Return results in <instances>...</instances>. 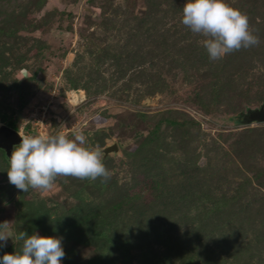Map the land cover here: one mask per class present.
Here are the masks:
<instances>
[{
	"label": "rangeland",
	"instance_id": "obj_1",
	"mask_svg": "<svg viewBox=\"0 0 264 264\" xmlns=\"http://www.w3.org/2000/svg\"><path fill=\"white\" fill-rule=\"evenodd\" d=\"M187 2L0 0V125L118 149L107 182L46 193L11 185L0 151L14 236L62 238L61 264H264V0H225L260 43L214 62Z\"/></svg>",
	"mask_w": 264,
	"mask_h": 264
},
{
	"label": "clouds",
	"instance_id": "obj_2",
	"mask_svg": "<svg viewBox=\"0 0 264 264\" xmlns=\"http://www.w3.org/2000/svg\"><path fill=\"white\" fill-rule=\"evenodd\" d=\"M181 23L193 34L204 38L210 61H219L241 49L258 46L260 39L250 30L249 18L225 0H188L182 10ZM82 132L72 138L64 134L26 135L8 160V181L24 193L53 190L58 177L107 182L111 173L103 163L99 147H87ZM9 222L0 223V248L11 239L22 241L21 250L0 257V264H61L65 258L62 238L18 235L9 229Z\"/></svg>",
	"mask_w": 264,
	"mask_h": 264
},
{
	"label": "water",
	"instance_id": "obj_3",
	"mask_svg": "<svg viewBox=\"0 0 264 264\" xmlns=\"http://www.w3.org/2000/svg\"><path fill=\"white\" fill-rule=\"evenodd\" d=\"M250 120L252 121H264V107L261 109L252 112L250 114ZM21 143V135L17 130H14L6 125H0V150H3L7 160L10 159L13 148ZM117 146L111 145L105 147L102 151L104 157L110 153L117 152Z\"/></svg>",
	"mask_w": 264,
	"mask_h": 264
},
{
	"label": "trees",
	"instance_id": "obj_4",
	"mask_svg": "<svg viewBox=\"0 0 264 264\" xmlns=\"http://www.w3.org/2000/svg\"><path fill=\"white\" fill-rule=\"evenodd\" d=\"M17 118L18 116L16 115V113L12 114V116L9 118V120L7 121L6 125L14 130H18V126H17ZM171 124H175V122H170Z\"/></svg>",
	"mask_w": 264,
	"mask_h": 264
},
{
	"label": "flooded vegetation",
	"instance_id": "obj_5",
	"mask_svg": "<svg viewBox=\"0 0 264 264\" xmlns=\"http://www.w3.org/2000/svg\"><path fill=\"white\" fill-rule=\"evenodd\" d=\"M0 151H3V150H0ZM3 153H4V151H3ZM5 154V153H4ZM6 157V156H5Z\"/></svg>",
	"mask_w": 264,
	"mask_h": 264
}]
</instances>
